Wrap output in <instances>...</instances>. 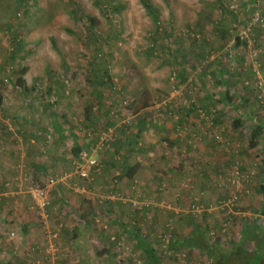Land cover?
<instances>
[{
	"label": "rangeland",
	"instance_id": "rangeland-1",
	"mask_svg": "<svg viewBox=\"0 0 264 264\" xmlns=\"http://www.w3.org/2000/svg\"><path fill=\"white\" fill-rule=\"evenodd\" d=\"M76 1L86 14L98 20L96 34L99 35L100 50L111 53L107 56L109 76L104 78L105 80L109 79V83L102 90L101 105H97L95 100L98 97L97 91L94 89L97 81L93 75L94 67L89 64L92 55L81 47V41L85 37L88 38L87 31L69 15L67 0H0V110L23 109L35 105L37 107L38 104L33 98L34 94L44 93L50 87L60 88L62 84L66 90H75L76 100L74 101L77 104L81 102L80 109L90 106L93 113L97 111L96 113L101 116H106V107L116 106L123 102H126V106L133 114L143 109L145 104L148 105L147 107L164 104L168 102L167 93L171 92L169 96L174 98L193 91L192 88H188L190 85L176 86L172 82V79L175 80V76L172 74L158 76L159 80L164 81L166 78L171 82L167 87L165 86V89L160 90L161 95H157L155 98L156 94L152 95V91L149 90L152 89V81L155 77L151 73L154 69L160 70L167 66L174 68L180 63L179 47L183 46L184 42L190 43L191 46L203 44L205 47L211 45L214 47L215 45L219 46L223 41L225 46L234 40L232 32H228L227 38L221 36L222 34L213 29L214 23L228 22L232 27L234 18H237L243 24V21L253 11L264 16V0H232L230 9L235 11L234 14L222 13L211 0H150L151 4L157 8L160 18L158 21H155L143 8L139 0ZM115 7L120 9L119 13H114L112 8ZM253 33L255 41L249 48L244 46V52L246 51L248 56L247 58L243 56V58L244 60L249 59L250 54L252 59H255L260 65L256 70L261 77H264V24L255 27ZM94 38L89 44L90 49L94 48ZM226 53L229 56L230 52ZM236 61H240V57ZM22 67L26 69L22 74V79L27 88L31 90L27 93L16 84V80L21 76ZM247 69L248 71L243 73V80L248 79L250 72H253L251 67ZM163 81L161 84L165 85ZM60 92L63 91L60 90ZM17 96L20 98L16 99ZM51 97L47 99L52 101ZM190 100L187 98L185 101ZM183 101H179V105L185 107V104H182ZM59 104L61 107L64 106V97ZM255 105L257 107V103L253 106ZM249 106L252 105H239L238 113L244 115L245 109L248 111ZM254 112L253 115H257L255 120L262 118L259 117L260 113H257V109H253L252 113ZM101 116L98 123L102 121ZM235 117L231 116L229 121L227 120V125H222V132L227 135L228 144L220 149L229 160L228 164L223 167L216 161L217 166L216 164L213 166L211 173L210 168L207 171L210 178L218 179L216 184L219 185V178L225 177L229 170V164L238 161L241 172L249 173L252 177L250 184L246 186L249 193L239 197L237 209H234L233 212L235 216L233 215L230 220V225L227 223L225 233L220 234V228L216 227L219 225V220L223 219L221 213L217 211L216 202L227 195V190L221 186L216 187L218 191H215L216 194L210 198L203 190L194 191L195 182L190 179L189 183L187 182L189 184L187 188L180 186L178 189V196L181 198L179 204L170 202L165 196L151 199L142 196L129 198L123 195H119L118 200H106L105 203H108L107 205L116 202L125 203L123 205L128 206L131 214L136 217V223L132 228L136 227V233H139L143 239L147 238L150 242L153 241L152 244H156V240L160 239L162 235H170V241L176 237H190L197 224L206 222L209 235L213 237L215 232L219 235L218 247L229 252L240 244L245 223L256 219L264 220L263 201L259 191L260 179L264 176V144L251 149L248 145L249 126L235 129L232 124ZM108 118L110 117L108 116ZM220 124H217L216 128L219 133L221 131ZM202 125L205 133L207 128L204 124ZM1 127L3 126L1 125ZM94 127L98 129L100 126L95 125ZM161 152L162 148L158 150L159 156H161ZM164 155L167 157L166 154ZM107 195H111L110 191ZM131 200L140 203L147 200L149 203L151 201V204L134 206ZM192 200H200L199 203L202 204L203 211L206 210L205 212L208 213L205 217L186 212L185 208ZM176 209H180L185 214L179 211L178 213L174 212ZM185 217L188 218L185 219ZM109 229V226L108 229L103 228L104 234L108 238L107 243L109 239L112 241L116 239L115 235H112L115 237L111 238ZM59 238L60 235L56 242L58 252ZM104 242L106 241L104 240ZM198 242L201 247H205L202 238H198ZM211 243L212 241L209 240L208 244ZM108 248L112 249L110 246ZM130 248V246L124 245L119 252L122 256L125 254V259L129 258L136 264H142L141 251ZM160 249L162 256L169 258L166 264H188L190 261V264H208L207 257L202 250L192 253L185 251L186 254H182V257L178 258L174 254L179 253V248L175 251L167 247V253L160 244ZM194 256L196 257L195 261H193ZM131 260L130 263L128 262L129 264H132Z\"/></svg>",
	"mask_w": 264,
	"mask_h": 264
},
{
	"label": "crops",
	"instance_id": "crops-1",
	"mask_svg": "<svg viewBox=\"0 0 264 264\" xmlns=\"http://www.w3.org/2000/svg\"><path fill=\"white\" fill-rule=\"evenodd\" d=\"M202 45L191 46L184 42L179 47L181 61L189 60L194 67V76L202 56L206 55L210 61L207 72L196 78V88L188 95L181 94L182 97L172 98L169 96L171 92L167 93L166 103H170L172 111L147 107L137 112L139 115L145 112L150 117L142 129L144 146L140 150L118 141L111 149L97 152L95 144L100 127L89 126L85 110L79 108L81 102L77 104L74 101V89L65 98L63 108L48 109L35 105L0 110V124L3 126L0 125V264H35L44 242L27 189L32 183L45 184L51 177L72 172L75 163L82 161L81 158L101 165V169L92 172L88 179L72 175L68 181L57 184L50 191L51 204L47 211L51 224L61 226L57 264H127L130 261L119 251L124 245L137 249L136 231L132 228L136 217L123 202L107 205L104 197L109 191L129 198L159 199V196H165L170 202L179 204L178 189L180 186L187 188L185 183L193 179L194 191L203 190L210 198L216 194L217 179L209 177L208 168L211 173L215 164L224 167L229 160L220 149L223 146L216 144L207 131L203 132L200 121L187 113L179 101L185 102L188 96L199 99L200 104L207 108L214 101H225L224 94L229 90V98L250 104L252 106L248 109L253 110L257 88L251 85L242 89L239 86L241 79L239 76L236 78L238 72L243 74L246 69L243 56L247 58L248 53L244 52L243 45L237 46L232 41L225 46L223 41L214 47ZM238 56L240 61H236ZM160 70L151 72L155 77L149 90L152 95L156 94L155 98L161 95L160 90L171 84L170 80H159L158 76L173 74L174 68L167 66ZM162 81L165 85L161 84ZM178 84L183 86L188 83ZM96 112H92L90 118L98 122L100 114ZM226 120L222 118V125L227 123ZM226 138L227 135H224L222 139L227 146ZM166 141L171 145H166ZM160 148L161 156L158 155ZM127 167L136 169L130 180L125 176ZM79 185L86 187L85 193L74 191V187ZM103 225L106 229L109 226V234L111 238L116 236V241L109 239L107 243L104 231L102 235L99 233ZM11 233H14L13 237ZM182 239H173L180 250L177 254L171 253L178 258L188 250L181 247ZM143 243L150 245L153 241L146 238ZM108 246L112 249L109 250Z\"/></svg>",
	"mask_w": 264,
	"mask_h": 264
},
{
	"label": "trees",
	"instance_id": "trees-1",
	"mask_svg": "<svg viewBox=\"0 0 264 264\" xmlns=\"http://www.w3.org/2000/svg\"><path fill=\"white\" fill-rule=\"evenodd\" d=\"M214 5L222 12V13H231L234 14L235 11H231V7H230V3L232 2V0H211ZM68 2V6H69V15L79 24L82 25V27L87 31V35L88 38L85 37L82 41H81V47L83 50L91 53L92 58L89 61V64L94 67L93 68V75L95 80L97 81V85L96 88H94L97 91V95L98 97L95 98V100L97 101V105H101V98L103 96V88L106 84H108L109 79L105 80L104 78H108V67H109V60H108V55H110V51L108 52H103L102 50H100V43L98 41L99 35L96 34V27L98 25V20L93 17L90 16L88 14H86L78 5L76 0H67ZM140 4L143 6V8L154 18L155 21L160 20L159 15H158V11L157 8H155L150 0H139ZM114 13H119L120 9L119 8H112ZM105 13V12H103ZM256 13V11H253L248 18L245 19V21H243V24H247L250 20L251 17ZM260 17L262 19H264V16L262 14H259ZM236 17V16H234ZM235 21L232 24V27L229 26L228 22H225L224 24L222 23H214L213 24V29L216 32H219L220 34H222L221 36H225L228 35V32H232V38L235 39L236 37V32L238 33L241 30V27L243 26V24L240 23L239 20H237V18H234ZM261 25H254L252 26V30L255 27H260ZM231 28V29H230ZM90 36H92L90 38ZM95 37V38H94ZM93 47L92 49H90V42H92L91 39H93ZM255 41V39H254ZM232 44H235L237 46L243 45L245 46V43L242 41H239L238 38H236L235 42H233ZM99 49V50H98ZM106 56V57H105ZM244 59V58H243ZM209 60L206 57H201L200 59V64L199 66L196 68V76L192 75V72L194 70V67L190 64L189 60H182L180 63H178V65H176L174 67V71H173V76H175V80L172 79V82H174V84L177 85H181L178 84L180 82H186L188 83L187 85L188 88H193L195 87L194 83L196 82V78L201 77L200 75H203L207 72L208 70V64H209ZM247 64H244V63ZM257 62V61H256ZM258 63V62H257ZM259 65V63H258ZM243 66L246 67V69L244 70L245 72L248 71L247 68L251 67V70L253 72H250V76L248 77V79H242L243 78V74L238 72V74L236 75L239 76V79L241 82L239 84L240 87H242V89H245L247 87H250L251 85L255 88H257V93L255 96V101L254 104L257 103V107L256 105L254 106L253 109H257V113H260L259 117L260 118L258 121L255 120L257 118V115H253L255 114L252 113V110L248 109V111L245 109V114L242 115V113H238V109L240 108L239 105H243L242 101H233L234 98H229V94L230 91L228 90V92L226 91V95L225 101H214V104L210 107L205 108V106H203L202 104H200L199 99L198 100H194L191 99L188 102H182V104H185V107H182L183 109L186 110L187 113H191L192 116L197 119L198 121H200L201 125L204 124L207 128V132L209 133V135L212 136V139L214 140V142L216 144H220L219 142H217L215 140V136L219 135L221 136V138L224 139V134L222 132V118L225 119H229L234 118L232 121L233 127L235 129H240L241 127H248L249 128V147L251 149H255L257 146L259 147V145L262 146V144H264V141L261 142L262 140H264V97L262 99L258 98V94L261 91V85H260V79H259V72L254 68L252 59L249 57V59L244 60L243 61ZM260 66V65H259ZM182 70V71H181ZM192 70V71H191ZM242 70V69H241ZM26 71V69L24 67H22L21 69V76L16 80V84L18 85V87L22 88L24 90L25 93L31 91L30 89L27 88V86L24 83V80L22 79V74ZM233 77V76H232ZM174 78V77H173ZM201 80V79H200ZM238 80V79H236ZM220 85V83H219ZM185 86V85H183ZM181 85V87H183ZM233 85L229 86L232 87ZM187 88V89H188ZM196 88V87H195ZM63 91V92H60ZM66 90V87L62 84L60 86V88L58 87L56 88H52L50 87L47 91H45L44 93H36L34 94L35 96L33 98L35 103H37L40 106L43 107H47L48 109H54V108H63L61 107V105L59 104L60 100L64 97H68L70 91ZM189 93V92H187ZM229 93V94H228ZM185 95H188L186 93H184ZM53 95V96H52ZM52 96V97H51ZM47 99V98H50ZM120 97H122L120 95ZM188 98V96H187ZM186 98V100H187ZM32 99L29 100V102L31 103ZM235 102V103H234ZM30 103H27L30 105ZM170 104V103H169ZM169 104H154L152 107H148V108H154L157 110H167L172 111L174 110L173 107L172 109L169 108ZM231 104H233V106H231ZM112 105V104H111ZM226 105H228L229 107H227ZM130 106V105H129ZM148 105L145 104L144 108H146ZM122 107L123 105L121 103L117 104L116 106H108L106 107L107 109L105 110V114L106 116H101L102 121L100 123H98L97 121H94L92 118H90V115L92 113V111L90 110V106L85 107V118L87 123L89 124V126L91 125L92 128H95V125H99L100 126V133L102 132H106L108 130H112L113 131V138H112V142H110L109 146L104 148L103 152L111 149V147L113 146V144L115 142H123L127 147H133L134 149L140 150L143 149V142H142V129L144 128V123L146 122L147 119H149L150 117L146 116V113L143 112L142 114H138L136 111L134 114L131 112V119L128 120L127 122H122V120H124L125 116L122 115ZM27 108H31V107H27ZM126 108L129 110L130 108L128 106H126ZM182 109V110H183ZM232 112V114H231ZM249 112V113H248ZM201 113H203L205 117H203L201 115ZM240 115V116H239ZM253 115V116H252ZM108 116L110 118H108ZM252 116V117H251ZM108 118V119H107ZM253 118V119H252ZM100 117L98 118V121ZM245 119V120H244ZM227 121V120H226ZM221 123V124H220ZM217 124L221 125V131L220 133L216 130V128L218 127ZM247 124V125H246ZM208 125V126H207ZM227 125V124H226ZM203 126V125H202ZM87 127V126H84ZM87 129V128H86ZM205 130L203 129V132ZM90 133V132H89ZM91 135L93 134L92 132L90 133ZM95 136H93L92 138H94ZM98 141V138L96 140V143ZM166 145H171L168 141H166L165 143ZM96 145V144H95ZM97 152H102L101 151H97ZM264 161V159H263ZM232 162L229 164V168L232 166ZM96 169H101V165L98 164H94ZM97 171V170H94ZM92 171V172H94ZM136 169L135 167H127V173H126V178L127 179H131L133 177V174L135 173ZM91 172V173H92ZM260 185H259V191L262 197V211L264 214V176L260 179ZM250 184V183H249ZM110 193H114L116 194L114 191L110 192ZM245 195V194H242ZM201 196V195H200ZM200 199V197H199ZM200 201V200H199ZM239 201L236 202L234 209H237V205H238ZM200 206H202L201 203H199ZM218 212H220L221 217L223 218L222 220H219V225H217V228H220V234L225 233V231L227 230V225H224L225 223L230 225V220L232 219L233 215L235 216L234 213L232 214H228L226 211H221L218 210ZM208 213H206L205 211L202 212L201 214H199V216H206ZM252 220L249 221L247 223L244 224V233L242 236V240L239 242L240 244L236 247H233V249H231L229 252H225L224 250L220 249L218 247V243L220 241L219 239V235L216 234L213 237H211L209 235V229L206 222H204L203 224H197V227H195V229L193 230L192 234H190V237H182V242L180 243L181 247L188 249L186 251H200L202 250L206 257H207V261L208 264H264V220ZM134 230H137V228H133ZM192 229V228H191ZM104 230L100 231L99 233L101 234ZM102 235V234H101ZM246 235V236H245ZM136 236V246L137 249H140L141 251V257L143 260L142 264H166V262H168L169 258H166L165 256H162V252L160 249V244H163L161 239H157L156 240V244H150L147 245L145 243H143V238H141V236L139 235V233L135 234ZM177 238V237H176ZM174 238V239H176ZM198 238H202L204 240V246L205 247H201L200 243L198 242ZM178 239V238H177ZM211 240L212 243L208 244V241ZM161 242V243H160ZM168 247L172 248L173 250H177V244L174 242V240L168 243ZM180 250V249H179ZM102 253V252H101ZM192 253V252H191ZM131 260V259H130ZM132 261V260H131ZM127 264H129L127 262ZM132 264H136V262L132 261Z\"/></svg>",
	"mask_w": 264,
	"mask_h": 264
},
{
	"label": "built area",
	"instance_id": "built-area-1",
	"mask_svg": "<svg viewBox=\"0 0 264 264\" xmlns=\"http://www.w3.org/2000/svg\"><path fill=\"white\" fill-rule=\"evenodd\" d=\"M263 25L264 19L260 17L259 14L255 13L251 20L247 24H243L241 27V30L237 33L236 37L232 41V43L236 40V38L239 39V41H242L245 43V46L247 48L251 47L252 43L254 42V33L252 30V26L254 25ZM230 55V53H229ZM249 56L252 59V56L249 54ZM254 60V61H253ZM254 68L256 69L259 65L256 62L255 59H252ZM259 81L261 85V91L258 94V98L262 99L264 97V77H261L259 75ZM122 115L125 116L124 120L122 122H127L131 119V111L126 108V102L122 103ZM203 117L206 118V116L201 113ZM113 138V131L108 130L106 132L99 133L98 135V141L95 145L96 151H103L104 148L108 147L110 142H112ZM215 140L219 143H221L222 146L225 145V142L221 138V136L216 135ZM82 161L76 162L74 166V170L72 172H66L62 173L59 176L51 177L48 179V181L45 184H35L32 183L29 185L27 189V194L29 195L30 200L32 201L33 208L36 211V215L38 218V222L42 231L43 236V242L44 247L42 249L40 257L35 261V264H56V258L58 253V247H57V240L60 233V225L53 226L51 224L50 215L47 211L48 207L51 204L50 201V191L51 189L60 183H65L68 181V179L72 176H78L81 179H88L91 172L94 170H98L95 168L94 163L86 161L84 158H81ZM251 174L249 173H243L240 169V163L238 161H235L232 166L229 168L227 174L225 177H220L219 182L220 184L217 186L223 187L225 190H227V195L222 200L216 202V208L221 211H226L228 214H232L234 212V207L236 202L239 200V197L242 194H248L249 190L246 187L251 182ZM218 180V179H217ZM188 185V183H185ZM74 191L76 193H85L86 187L84 186H76L74 187ZM105 201H115L119 199L118 194L111 193V195H106L104 197ZM131 203L134 206H148L151 204L145 200L144 202H136L135 200H131ZM186 212L193 215H199L202 212L206 211L202 209V207L199 205L198 200H192L189 205L185 208ZM175 210V209H174ZM183 210V209H182ZM181 212L180 209H176V213ZM185 214V213H183ZM224 225H227L226 223ZM103 228H106V226H103ZM14 233H11L10 236L13 237ZM160 239L162 241V247L165 249V252L168 243L170 242V235H162L160 236ZM114 241V240H113ZM116 241V239H115Z\"/></svg>",
	"mask_w": 264,
	"mask_h": 264
}]
</instances>
